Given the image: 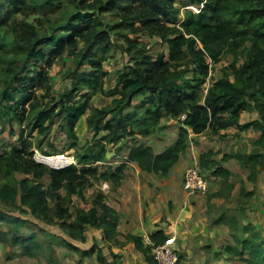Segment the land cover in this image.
<instances>
[{
    "label": "trees",
    "instance_id": "16d2710c",
    "mask_svg": "<svg viewBox=\"0 0 264 264\" xmlns=\"http://www.w3.org/2000/svg\"><path fill=\"white\" fill-rule=\"evenodd\" d=\"M72 1L76 10L59 27V34H49L43 24L30 21L28 16L16 21L18 14L28 15L25 0H6L8 9L4 14L0 10V30L9 26L14 34L10 40L6 36L0 39V124L9 125L11 134L15 133L14 123L20 127L18 145L0 154V208L17 207L23 215L58 225L73 240L86 242L91 226L102 229L111 241L119 234V215L104 202L102 194L89 210L80 208L74 214L69 206L73 195L85 199L83 190L90 179L114 183L122 179L125 163L115 170L101 172L98 166L91 165L106 160L109 145L118 147L127 138H133L128 161L143 171L167 175L185 154L190 130L194 134L211 130L223 137L222 131L235 125L241 131L254 129L261 135L253 141L250 153H226L222 159L238 160L250 171L248 180L257 181L264 169V0H185L184 6L197 5L200 9L186 10L182 18L175 0ZM110 15L120 19L109 22ZM140 32L161 38L169 47L168 58L165 53L153 58L145 42L131 38V33ZM116 48L123 51L127 61L116 72L115 85L106 89L109 72L103 64ZM67 53L74 56V69L67 73L71 86L58 96H51L53 83L49 71ZM225 54L233 55V62L205 89L213 66ZM87 64L92 70L81 71ZM40 91L43 93L39 94ZM84 91L88 92L81 94ZM96 94L111 97V104L94 107L91 101ZM137 95L145 98L131 113H125ZM89 111L87 126L94 131V137L102 131L108 134L82 146L77 155L80 166L56 169L35 160V144L31 140L34 133L42 139L36 143L41 148L42 141L58 123L59 130L72 140L69 146L76 148L77 123ZM243 112H257L259 118L240 123ZM183 115L186 117L178 139L163 153L155 154L152 146L136 140L139 135L154 134L161 128L163 118ZM45 146V155L48 148L56 149L52 139ZM218 153H203L199 163L204 172L208 170L211 176L221 179L223 187L211 197L222 198L231 194L234 184L232 172L216 160ZM18 173L31 177L18 179ZM46 175L51 178L47 188L42 182ZM61 189H65V196L59 195ZM244 195L253 197L255 192L246 194L242 186L240 197ZM6 217L0 210V223ZM26 221L14 218V226L0 230V242L19 246L27 257L42 253L47 255L49 264H61L53 249L57 238L44 240L45 245L37 232L24 234L20 228ZM213 223L230 227L233 242L225 246L226 253L244 258L247 264H264L262 233L252 223L244 224L236 216L225 214ZM126 237L149 264H157L151 246L141 236ZM166 239L161 231L151 236L154 244H163ZM63 242L82 255L97 253L98 260L106 263L96 242L84 251L72 242ZM181 260L179 254V264Z\"/></svg>",
    "mask_w": 264,
    "mask_h": 264
},
{
    "label": "crops",
    "instance_id": "0c3cea01",
    "mask_svg": "<svg viewBox=\"0 0 264 264\" xmlns=\"http://www.w3.org/2000/svg\"><path fill=\"white\" fill-rule=\"evenodd\" d=\"M87 92L84 91L83 93ZM107 98L109 99L105 103L101 101L100 104H97V107L103 108L110 105L112 98ZM144 98L143 95L135 96L132 105L125 110V113H131L134 107ZM88 114L89 112L80 117L76 126V132L82 121L87 125ZM258 118L259 115L257 112H243L240 115V123H246ZM183 119V116L175 118L165 117L161 120V128L154 134L149 137L139 135L136 140L152 146L155 154H161L178 139ZM90 132L91 140H97L108 134L107 131H102L98 136L94 137V131L90 130ZM190 132L189 145L185 154L181 156L179 162L171 168L167 175L143 171L133 162L130 164L125 163L127 166L119 183L104 180L94 181L90 179L83 190L85 199H82L78 195L72 196V198L74 196L79 197L81 201V205L77 207H72L71 202V211L76 214L80 208L89 210L93 206V201L97 199L99 194H102L104 196V202L116 210L119 215L117 226L119 234L115 239L109 241L105 237L102 229L89 226L86 242H80L73 240L58 225H55L56 227L54 228H57L58 231H51L54 235H59L63 240L66 239L68 242L74 243L82 251L89 250L96 242L106 258V263H103L98 260L97 253L82 255L75 250L57 246L53 249L61 264H149L145 260L144 254L135 247L133 242L127 239V234L139 235L143 238L145 244L151 246L154 244L151 241L152 234L161 231L168 238V236L176 232L178 236L176 248L180 251L178 253L183 256L180 264L182 262L185 264H205L207 258L204 257V250L207 249V245L210 243L209 241L214 242L213 251H219L218 247L221 243H218V241L221 239L225 243L231 242L230 229L227 228L228 225L226 226L224 223H213L209 218V204H213L216 200H219L216 199L218 197L206 196L209 191L204 195L197 194L188 196L183 187L185 172L194 163L195 159L199 160V157L203 153L214 150L219 152V155L215 157L216 160L233 173V167L241 165V163L236 159L224 161L222 156L226 153H242V147L245 145L250 146L247 151V153H250L254 149L253 141L260 137L261 132L254 129L241 131L236 125L222 131L226 137L215 135L211 130H207L201 134H194L191 130ZM16 133H14V136L18 135L17 137H19L20 134ZM65 137L67 138L66 134ZM67 140L69 139L67 138ZM69 141H71V144L72 140ZM133 144V138H127L118 147L117 145L111 144L108 146L109 150L106 160L97 162L96 165H93L94 163L91 165L98 166L100 172L109 168L115 170L119 165L124 163L123 161L125 159H128ZM81 147L79 137L78 152L81 151ZM119 148L120 150L118 151ZM246 149L247 147H245ZM4 151L0 152V154ZM244 169L246 178L242 186L246 194L254 191L255 195L249 197L251 198L249 207L246 208L247 204L245 206L243 212V218L245 219L243 223H252L257 229L261 230L264 227V170L258 174L257 181H249L248 176L250 171L246 168ZM19 174L21 173L17 174L18 179L31 177L30 175L22 174L21 176ZM212 178L218 181L220 180L221 184L220 178L214 176ZM42 182L43 184L46 183L44 185L47 188L51 182L50 176H44ZM209 183L213 191L219 189L216 181ZM242 186L239 187V192ZM62 194L64 196L66 195L65 189L59 191V195L61 196ZM245 196H242L241 200ZM5 209L0 208L8 217V211ZM7 217L0 225L7 222ZM19 217L25 220H31L34 223H39L30 214L25 216L20 215ZM47 227L50 229V226ZM36 259L38 261L35 263L33 260ZM0 264H49V261L41 255L33 258L27 257L22 254V249L19 246L5 249L4 244L0 242Z\"/></svg>",
    "mask_w": 264,
    "mask_h": 264
},
{
    "label": "rangeland",
    "instance_id": "374dc122",
    "mask_svg": "<svg viewBox=\"0 0 264 264\" xmlns=\"http://www.w3.org/2000/svg\"><path fill=\"white\" fill-rule=\"evenodd\" d=\"M26 2V11L28 15H24L22 13L18 14L15 17L16 21H21L25 19V16H28L27 19L30 21H35L38 24H43L45 31H49V34H59L60 26H63L68 16L76 10L75 4H73L72 0H25ZM185 0H175V5L181 9L182 14L181 18L183 17V14L186 10H193L194 12H198L200 9L197 5H189L184 6ZM8 9L6 0H0V10H2L3 14ZM120 18L117 16H108L107 20L109 22H115L116 20H119ZM43 23H42V21ZM139 26V23L137 24ZM43 29V30H44ZM42 30V31H43ZM44 32V31H43ZM6 36L8 40H10L12 37H14V34L11 33V29L8 26L1 27L0 30V39L2 37ZM131 38L138 39L140 41H143L147 44L149 52L151 53L153 58H156L158 54L165 53L166 57L168 58L169 55V47L167 44L163 43L161 38L157 36H149L145 34L144 32H140L138 34H132ZM8 42V41H7ZM81 46H83V43H80ZM234 60L233 55L225 54L223 59L213 66L211 71V79L210 82H207L205 85V89L208 88V86L212 83L213 80L219 79L223 74V68L226 66H229ZM127 61V57L123 54V51L116 48L111 53H109V57L107 61L103 64L104 70L106 72H109V75L106 77L105 81V88L109 89L110 87H113L116 83V72L121 70L125 62ZM45 68V66H42ZM74 69V56L69 55L68 53L57 59L54 66L50 69V77L51 81L53 83V94L51 96H58L60 93L64 92L71 86V79L67 76V73L69 70ZM90 71L92 68L87 64L82 67L81 71ZM43 91H40L39 94H42ZM84 94V93H81ZM91 94V93H89ZM106 99H105V98ZM107 98L103 94H96L92 96V105L94 107H97V104L105 103L107 101ZM104 101V102H103ZM90 113V111H89ZM245 114V113H244ZM14 132L20 134V127L17 123H14ZM16 133V134H17ZM77 133L80 137V145L84 146L88 141H91V132L87 128L86 123L82 121V123L79 124L77 128ZM15 134H11V130L9 125H6L3 127L0 124V152L4 151L5 149H8V147H11L13 145H16L18 143L17 136H14ZM226 137V135L224 136ZM55 142L56 149L48 148V156H57V155H65V156H75L77 158L78 153H81L82 151L78 152L79 149L71 148L69 146L70 142L65 137V134L59 130V124L56 123L51 131V134L47 136V139L42 141L43 145L42 147H38V144L36 143L41 142V137L37 135V133H34L32 137V142L35 144L34 150H38V152L43 153L44 148H47L45 145L48 140H51ZM252 139V138H250ZM86 142V143H85ZM124 142V141H123ZM14 143V144H13ZM85 143V144H84ZM122 143V142H121ZM120 143V144H121ZM84 144V145H83ZM245 145V144H244ZM252 145V143H251ZM127 146V145H125ZM38 147V148H37ZM245 147L247 149L245 150ZM82 148V147H81ZM242 153H247L248 148L250 146L245 145L242 147ZM10 149V148H9ZM109 150V149H108ZM49 161V159H47ZM234 172L232 173L231 182H233L234 186L236 187L230 195L224 196L222 198H216L219 200H216L215 203L209 204V218L210 221L213 222V220H216L219 218L222 214H225L227 216H236L238 220L243 223V212L245 209V206L247 204V207H249L251 198L244 197L243 200H241L242 197H240L239 187L244 185L245 181V169L241 165H237L236 167H233ZM264 170V169H263ZM262 170V171H263ZM205 174L207 175V178L209 182L216 181L218 183L220 190L223 186L220 184V180L213 179L211 176V173L208 171H205ZM22 176V174H19ZM93 180V179H92ZM46 185V183H44ZM209 193L206 196H210L213 192V188H209ZM217 191V190H216ZM61 196H64L62 194ZM212 199V198H211ZM72 207H77L78 205H81V201L79 197L74 196L71 197ZM71 202L69 206L71 205ZM55 202L52 201L51 205L54 206ZM71 207V206H70ZM6 208L5 210L8 211V217L7 222L5 224L0 225V230L5 231L4 229L8 230L10 227L14 226V218L19 217L20 215H23L19 208L17 207H9V206H3L1 209ZM26 214H24L25 216ZM44 226H43V225ZM50 226V229L47 227ZM227 226V225H226ZM55 225H47L43 222L39 221V223H34L33 221H26L20 228V230L24 234H29L32 232H37L41 239H43V243L47 245V242L44 240H51L53 236H55L57 239L53 242V248L55 247H65L71 250L67 244L63 242L62 237H59L57 235H54L51 231H58ZM58 227V226H57ZM227 228L230 229L229 226ZM48 232V233H44ZM262 233V239L264 240V227L260 230ZM231 238V237H230ZM231 242L225 243L223 239L218 241V243H221V245L218 247L219 251H213L214 242L209 241V245H207V249L204 250V257L207 258V261L205 264H247L245 259L242 257H233L230 256L228 253L225 252L224 248L226 245L231 244L233 242L232 238L230 239ZM65 241H67L65 239ZM3 243V242H2ZM4 244V243H3ZM5 249H8L9 247H16V246H10L4 244ZM178 250V249H177ZM180 253V251H178ZM41 256L46 258L47 255L42 254ZM183 257V256H182ZM47 259V258H46ZM35 263L38 261L33 260ZM181 264H185L182 262Z\"/></svg>",
    "mask_w": 264,
    "mask_h": 264
},
{
    "label": "built area",
    "instance_id": "2783aa9c",
    "mask_svg": "<svg viewBox=\"0 0 264 264\" xmlns=\"http://www.w3.org/2000/svg\"><path fill=\"white\" fill-rule=\"evenodd\" d=\"M183 117L185 118L186 116L183 115ZM34 158L37 162L56 169L75 165L79 166L77 158L74 155L68 157L65 155L48 156L35 150ZM47 159H49V161ZM123 162L127 164L131 163L128 159H125ZM96 163L93 165H96ZM183 187L188 196L197 194L204 195L208 193L210 183L198 159H195L194 163L186 169ZM177 239L178 236L175 232L168 236L163 244L151 245L152 255L157 261V264H179V253L176 248Z\"/></svg>",
    "mask_w": 264,
    "mask_h": 264
},
{
    "label": "clouds",
    "instance_id": "9594fccd",
    "mask_svg": "<svg viewBox=\"0 0 264 264\" xmlns=\"http://www.w3.org/2000/svg\"><path fill=\"white\" fill-rule=\"evenodd\" d=\"M202 7H203V5H202Z\"/></svg>",
    "mask_w": 264,
    "mask_h": 264
}]
</instances>
